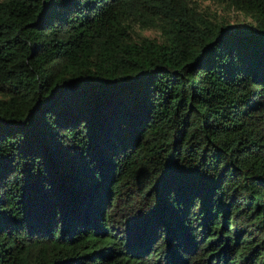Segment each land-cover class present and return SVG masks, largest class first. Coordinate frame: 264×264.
<instances>
[{"label":"trees","instance_id":"obj_1","mask_svg":"<svg viewBox=\"0 0 264 264\" xmlns=\"http://www.w3.org/2000/svg\"><path fill=\"white\" fill-rule=\"evenodd\" d=\"M0 264H264V0H0Z\"/></svg>","mask_w":264,"mask_h":264}]
</instances>
